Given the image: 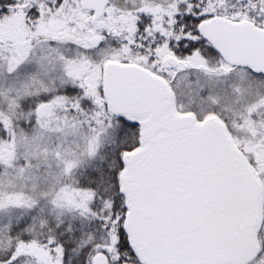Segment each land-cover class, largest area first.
<instances>
[{"label":"snow or ice","instance_id":"obj_1","mask_svg":"<svg viewBox=\"0 0 264 264\" xmlns=\"http://www.w3.org/2000/svg\"><path fill=\"white\" fill-rule=\"evenodd\" d=\"M0 264H264V0H0Z\"/></svg>","mask_w":264,"mask_h":264}]
</instances>
